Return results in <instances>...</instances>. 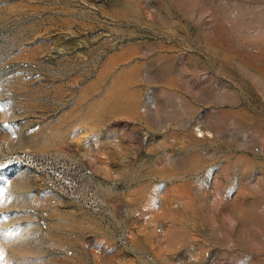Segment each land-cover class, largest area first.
Masks as SVG:
<instances>
[{"label": "rangeland", "instance_id": "374dc122", "mask_svg": "<svg viewBox=\"0 0 264 264\" xmlns=\"http://www.w3.org/2000/svg\"><path fill=\"white\" fill-rule=\"evenodd\" d=\"M0 264H264V0H0Z\"/></svg>", "mask_w": 264, "mask_h": 264}]
</instances>
